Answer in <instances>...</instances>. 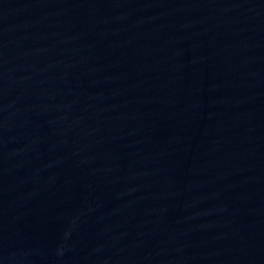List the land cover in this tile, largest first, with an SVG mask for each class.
Returning <instances> with one entry per match:
<instances>
[{"label": "water", "instance_id": "water-1", "mask_svg": "<svg viewBox=\"0 0 264 264\" xmlns=\"http://www.w3.org/2000/svg\"><path fill=\"white\" fill-rule=\"evenodd\" d=\"M0 264H264V0H0Z\"/></svg>", "mask_w": 264, "mask_h": 264}]
</instances>
